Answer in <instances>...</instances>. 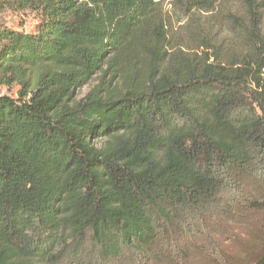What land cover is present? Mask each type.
<instances>
[{
	"label": "trees",
	"instance_id": "obj_1",
	"mask_svg": "<svg viewBox=\"0 0 264 264\" xmlns=\"http://www.w3.org/2000/svg\"><path fill=\"white\" fill-rule=\"evenodd\" d=\"M0 11V264H162L224 192L258 180L264 209V0Z\"/></svg>",
	"mask_w": 264,
	"mask_h": 264
},
{
	"label": "rangeland",
	"instance_id": "obj_2",
	"mask_svg": "<svg viewBox=\"0 0 264 264\" xmlns=\"http://www.w3.org/2000/svg\"><path fill=\"white\" fill-rule=\"evenodd\" d=\"M214 15L204 14L200 23L220 41L226 32L214 24ZM0 20L18 24V18L10 11H0ZM25 24L30 29L34 21L28 19ZM175 31L184 32L178 25ZM95 83L94 79L85 85L78 91V97L87 94ZM18 90V85L0 86V94L17 96ZM261 185L257 180L252 184L253 190L245 186L224 192L223 200L211 212L192 218L191 235L183 238L182 232L172 230L171 241L163 240L166 260L162 264H251L264 249V209L252 203L257 195L254 191H259Z\"/></svg>",
	"mask_w": 264,
	"mask_h": 264
}]
</instances>
